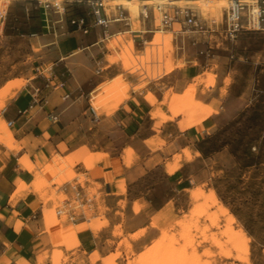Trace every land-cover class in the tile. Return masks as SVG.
I'll list each match as a JSON object with an SVG mask.
<instances>
[{
  "label": "crops",
  "instance_id": "1",
  "mask_svg": "<svg viewBox=\"0 0 264 264\" xmlns=\"http://www.w3.org/2000/svg\"><path fill=\"white\" fill-rule=\"evenodd\" d=\"M40 13L45 14L42 28L47 32L36 34L50 57L35 65L31 81L0 109L1 119L13 121L8 127L15 145L9 148L0 141V264H103V259L118 251L117 264H126L128 257H135L159 237L158 226L151 223L154 216L171 202L176 213L180 207H189V200L180 194L192 188L202 169L192 171L191 166L211 160L212 156L196 155L194 163L185 159L172 173L166 169L167 164L173 162L176 154L183 156L186 147L193 146L198 151L196 141L264 95V47L230 55L231 82L217 77L214 85L200 84L199 97L206 105H200L197 112H205L209 105L215 111L211 115L197 120L190 115L180 116L175 102L181 92L177 89L178 81L188 78L181 82L187 83L188 88L189 79L202 74L200 68H208L210 59L220 57H207L209 52L199 51L198 44L192 42L195 50L186 69L164 73L151 80L145 89L131 91L116 110L97 113L91 96L120 71L117 63L108 62L106 56L110 51L104 39L125 32L129 25L125 22H111L106 28L93 25L85 0L70 4L58 35L59 29L48 19V12L40 10ZM72 14L86 17L90 23L87 33L68 23ZM142 24L145 27L141 26L142 30L131 31L135 43H144L146 33L151 31L145 21ZM218 63L225 68L218 73L225 72L227 61L218 58ZM43 68H51L55 81L62 79L65 84L45 91L44 99L37 102L33 91L44 85L45 79L39 75ZM175 89L177 95L164 104L165 92ZM156 109L164 117L154 116ZM182 139L188 144L180 143ZM129 149L131 156L127 154ZM52 151L68 161L76 174L86 178L84 182L78 177L65 182L62 191H69L67 199L71 200L74 196L71 185L80 187L91 199L90 216L70 207L62 224L51 225L50 210L44 213V209L52 203H45L31 187L18 195L16 203L12 202V192L18 184L21 181L29 184L32 180L20 159L27 156L38 169L48 168ZM216 154L226 156L223 151ZM89 155L92 163L87 166L84 159ZM136 205L139 208L134 211ZM73 213L70 219L69 214ZM98 215L106 224L93 230L90 222ZM117 228L120 234L116 233ZM139 231L142 232L133 237ZM123 239L128 240L130 248L121 244ZM46 253L62 254L68 261L57 262L51 257L48 262L37 261Z\"/></svg>",
  "mask_w": 264,
  "mask_h": 264
},
{
  "label": "rangeland",
  "instance_id": "2",
  "mask_svg": "<svg viewBox=\"0 0 264 264\" xmlns=\"http://www.w3.org/2000/svg\"><path fill=\"white\" fill-rule=\"evenodd\" d=\"M40 1L42 3H55L58 0H7L9 3V12L6 27L0 33V91H2V89L7 85L9 86L17 80L21 81L22 84L20 87L14 85L10 88V92L7 93L4 100L5 104L10 99L12 92H17L19 89L21 90L31 81L35 75V65L42 61L43 58L50 57L47 55L45 47L41 46L42 44L39 49H36V51L32 46V40L34 38L32 35L33 33L41 35L42 32H47L46 28H42V24L45 23L42 18L45 17V14L40 13V10L44 11L43 8L39 7ZM80 1L85 0H59V3H64L65 6L69 7L70 4L79 3ZM158 4L161 3L146 4L149 12V19L145 21V24L146 27L150 26L151 29L150 32L146 33V40L148 41L152 39L156 30L161 29L159 15L155 9V6ZM163 4H169V2ZM174 5H177V3ZM185 5L195 8L198 7V5H195L194 3H184L180 6ZM139 6L140 11H142V8H144L145 5L139 3ZM197 9L200 10V8ZM48 10L50 11V19L53 20L51 22L55 24L54 26L57 27V29H59L56 32L59 35L62 31V12L55 9V7H49ZM125 12L128 14L127 10H125ZM205 15L212 17L208 13ZM221 17L217 19L220 20ZM129 29L130 26H128L125 31ZM173 29H165L167 33L170 32L172 34L171 42L173 41V48H171V50L169 49L165 54L163 53L161 61H158L160 60V58L158 59V49L150 55L149 59L141 60V56L144 53L143 47L146 45L143 42L135 43L134 53L139 56L138 59L140 61L137 59L134 66L128 69H125L121 59L112 61L114 57L119 56L118 53L121 51L120 47H113L110 45L108 40L107 42L104 40L106 49L110 51V54L106 56L108 62L117 63L120 66V71L114 78L100 85L98 91L91 96V100L93 98H102L100 96L104 97L105 92L102 90L103 85L110 84L114 79H117L119 75L122 76L126 82H128V92L130 94L133 89H135V91L145 89L151 80H155L166 73V64L163 63L164 61L165 63L170 61V63L174 65L171 71H175L176 69H186L189 64L188 60L192 58V52L195 50L192 49V38L190 34L175 33L178 29L177 24L174 25ZM110 36L111 35L107 37ZM197 38L199 40V51L209 52L207 57L219 55V59H222L223 62L227 61L226 71L218 73L219 69L224 71L225 68L218 63V58L214 57V59H210V65L208 68H200L202 71L200 76L194 79H189L188 88H186L187 83L181 84L183 80H187L188 78L183 80L180 79L178 81L177 89L181 91L178 97L176 96V89L172 92L166 91L163 102L165 104L168 100L169 103L170 99L175 95V102L180 108L179 115H183L184 117L190 115L196 120L203 115H211L215 112L209 105H207V110L205 112H197V108L200 107V105L205 104L199 97L201 91L200 84L204 83L206 87L214 85L217 77H222L225 83L231 82V71L229 69L230 55L235 54V52L240 50L246 51L256 47H264V29L245 32L239 35L236 39L237 42L226 40L224 38L216 39L213 37L209 43L204 41V39L200 36H197ZM41 39L45 40L44 37ZM116 52H118L117 55L115 54ZM181 60H183V63ZM206 72H210L215 75L213 83H210ZM118 96L119 95H114L109 99H106L101 103L100 109H97V107L93 104V101H91V104L94 106L97 113H110L116 110L125 100L124 99L119 102L120 104L111 110L110 107L115 104L114 102ZM206 137H210L209 139H216L217 144L225 145L222 151L226 153V156L223 154H216V156H212L211 160L196 161V165L194 164L191 166L192 171H196L197 168L202 169L201 173L196 176V181L193 184L192 189L200 188L207 193L214 190L218 199L225 203L229 210L235 214L237 223L233 224L234 228L239 229V227H243L246 229L245 231L250 238L249 254L247 255L248 261H243L236 257L238 252L233 249L231 243L228 242V237L223 234V230L226 227V216L220 215L216 224L212 221V217H210V215L218 212V206L211 203L206 204L205 199L203 200V198L193 200L188 197V191L182 193L183 195L180 194V196L189 200V207H180L176 213L171 202L170 206L174 217L168 218L163 217L162 215L161 223L156 225L160 230V235L153 242L159 243L162 247H166L171 244H193L192 246L187 247V252L191 253L193 248H196V251L200 255L201 262H206L207 264H264V96L248 105L234 118L226 121L221 126L213 128L210 133L205 135L202 139H206ZM182 140L183 141L180 143L188 144L186 139ZM195 143H197V141ZM209 145L210 143H205L206 147ZM14 147L15 145L13 148ZM186 148L191 152L190 159H187L184 154V150ZM186 148L182 151L183 156L181 155L180 163H182L185 159L194 163L196 149H194L193 146ZM232 151H235L236 156L239 157L240 161H238L232 154ZM176 155L174 156V159ZM87 157H91L92 159L91 155ZM244 163H249L250 165L244 166ZM69 168L70 169L66 167L63 170L58 171L54 178L47 181V185L43 187L40 193L44 195L42 200L44 199L43 201L45 203H52L50 208L44 209V213L46 210H50V214H48V221L51 225L58 223L62 224L63 220L66 219L68 209L71 207L67 205V200L76 207L75 210L83 211L87 216H90L93 213L87 205H83L81 207L78 206L74 197L71 200L67 199L69 191H62V186L65 182L72 181L76 177H78L81 182L86 180L84 176L76 174L71 165ZM69 171L70 173L72 172L71 175H68ZM97 187L99 186L97 185ZM168 206L169 204L162 210L161 214L166 213L165 210ZM138 208L139 207L136 205L135 210H138ZM57 209H63V212L60 214V218H58L56 213ZM104 224H106V220L101 219V215L96 216V218H93L90 222V226L93 230H98ZM94 226H98V228H93ZM116 233L120 234L121 231L117 228ZM137 233L140 234L141 232L139 231ZM214 236L222 243V251L230 250L231 254L229 256L222 254L221 249L213 244L212 237ZM153 242L151 244H153ZM121 244L130 248V244L127 239H123ZM206 250L210 251V255L204 254ZM51 255L49 256L46 253L39 256L38 260L41 259L39 262L44 260L47 261L50 259ZM58 255L60 258L57 262H61L62 260L63 262L68 261L67 256H63L62 254ZM119 255L120 252L118 251L105 259H111L113 264H117L116 258Z\"/></svg>",
  "mask_w": 264,
  "mask_h": 264
},
{
  "label": "bare ground",
  "instance_id": "3",
  "mask_svg": "<svg viewBox=\"0 0 264 264\" xmlns=\"http://www.w3.org/2000/svg\"><path fill=\"white\" fill-rule=\"evenodd\" d=\"M103 1H105L104 4L106 5V9L108 12H111V10H113L115 8L113 6H116L118 4L123 5L124 9L127 10V12H128V24L130 26V29L125 31V32L115 33V34L111 35L110 37H107L106 39H104L106 42L108 40L110 42L111 46H113V47L119 46L120 47L121 51L119 53L118 52L115 53L116 55L118 53L119 56L114 57V59H112V61L121 59L125 69L126 68L128 69V68L133 67L135 64V61L139 58V56L135 55V53H134L135 42H134V39L132 38L133 36L131 34L132 30H142V28L144 27L142 24V18L140 15L141 11H140L139 3H141L142 5H146L149 3H161L162 4V3H166V2H169V4L170 3L171 4L177 3V5L178 4L182 5L184 3H194L195 5H198L197 8H200V10L204 14L208 13L212 17H215L217 19V18H220L222 16L224 8L228 6V4L231 0H103ZM57 2L59 3V0ZM142 10L146 11L145 8H142ZM252 11H258L257 6H255V5L252 6ZM47 12H48V19L51 21L50 11L48 10ZM79 16H82V15L79 14ZM141 26H143V27L141 28ZM1 32L2 31H0V33ZM32 35L34 37L32 40V46H33V49L36 51V49H39V47L41 45L40 36L36 33H34ZM171 40H172V34L170 32L167 33L164 28L156 30L155 34L153 35V37L150 41L145 40L144 44L146 46L143 47L144 53L142 55L143 57L141 56V60L142 59H149L150 55L152 53H154L156 49H158V54H159L158 59L160 58V60H158V61H161V58L163 57V53L165 54L169 49L171 50V48H173L172 47L173 41L171 42ZM116 50H118V49H116ZM181 61L183 63V60H181ZM163 63L166 64V73L170 72L174 67V65H172L170 63V61H167L166 63L164 61ZM135 70H136V68H135ZM206 74H207V78L210 80V83H213L214 79H215V75L211 74L210 72H206ZM22 81H24V80H22ZM21 84H22V82L17 80L13 84L11 83V85H9V86L7 85L5 88L2 89V91H0V108L4 107V105H5L4 100H5L7 93L10 92V88H12L14 85L20 87ZM102 88H103L102 89L103 92H105V96L103 97V96L99 95L102 98H93L91 100V101H93V104L97 107V109H100L102 102H104L106 99H109L110 97H112L114 95H119V96L116 97L117 98L116 101L114 100L115 104L112 107H110L111 110L116 108L117 105L120 104L119 102H121L122 100H124L130 96V94L128 92V82H126L123 79V77L120 75L117 79H114L110 84H104ZM133 90H135V89H133ZM13 91H16V90H13ZM15 94H16V92H12L10 97L14 96ZM153 115L157 116V117H164V115L160 109H156L153 112ZM13 139H14L13 134H12L10 128L8 127L7 122L4 119H1V121H0V141L5 143V145H7L9 148H13V146H14V140ZM53 151L51 152L52 153L51 166L48 168L38 169L30 161V159L27 156L20 159L19 163L21 164L22 168L25 169L32 176V180H31V183H29V184H26L25 182L21 181L18 184L16 190L15 191L13 190L14 192H12L13 194L11 197L13 203H16V201H17L16 199H17L18 195L23 190H25L26 188L32 186V190L35 192H38L40 194L43 187L45 185H47V181L54 178V176L57 174L58 171H61V170L65 169L66 167L68 169H70L69 168L70 163L68 161H66L59 154H55L54 153L55 151L54 152ZM131 152L132 151L129 149L128 153H127L128 156H131ZM184 154H185L187 159H190L191 152L187 148L184 150ZM199 154H200V152L196 151V155H199ZM127 160H130V159L128 158ZM84 162L86 163L87 166H90L92 163L91 157H87L84 160ZM180 162H181V154H177L174 161L172 163L167 164L166 169H168L169 173H172L180 166ZM71 174H72V172L70 173V171H69L68 175H71ZM187 191L189 192L188 197L192 198L193 200H199V199L203 198V200L205 199L206 204L211 203L213 205L218 206L217 207L218 212L214 213L213 215L212 214L210 215V217H212L211 218L212 221H214L215 222L214 224H216L220 215L226 216L225 217L226 218V227L223 230V234L228 237L227 240L229 243H231V246L233 247V249H235L238 252L236 257L240 260L248 261L247 255L249 254V240H250V238L245 231L246 229H244L243 227H239V229L234 228L233 224L237 223V218H236L235 214H233L229 210L227 205H225V203L221 202L218 199L216 192L214 190H211L210 192L208 191L209 193H207L200 188H196V189L189 188V189H187ZM40 196H41V198H44L43 194H40ZM134 211H136V210H134ZM165 212H166L165 214H161L162 212H160L157 216H154L153 221L151 223H153L155 225L161 223L162 215H163V217H168V218L174 217L172 215V208H171L170 204H169L168 208H166ZM93 228H98V226H94ZM140 232H142V231H140ZM132 235H133V237H135V236H138L139 233L135 232ZM212 242L214 245H216L217 247H219L221 249L222 254H224L225 256H229L231 254L230 250L222 251L223 245L217 237H215V236L212 237ZM187 244H184V245H172L171 244V245H168L166 247H162V246H160L159 243L153 242V244L146 247L136 257L128 258L126 264H207L206 262H201L200 255L196 251V248H193V251L191 253H188L187 247L192 246L193 244H189V245H187ZM204 254L210 255V251L206 250L204 252ZM59 258H60V256L58 254L55 256H51V259L54 261H57ZM40 260L41 259H39L37 261H40ZM103 264H113V262L111 259H108V260L103 259Z\"/></svg>",
  "mask_w": 264,
  "mask_h": 264
},
{
  "label": "built area",
  "instance_id": "4",
  "mask_svg": "<svg viewBox=\"0 0 264 264\" xmlns=\"http://www.w3.org/2000/svg\"><path fill=\"white\" fill-rule=\"evenodd\" d=\"M89 7V14L92 17L93 25H100L107 27L111 22H125L128 24V14L125 12L123 5H116L111 12H108L103 0H87ZM257 6L258 11H252V6ZM39 7L43 8L47 12L49 7H55V9L62 12L65 16L68 7L64 3H42L39 2ZM159 15V22L161 28H172L177 24V34H190L192 43L198 44L199 40L197 36H200L204 41L209 42L214 38H224L226 40L235 41L239 35L250 32L259 31L264 29V0H231L227 7L224 8L222 17L220 20L214 17L206 16L201 10L185 5L174 4H158L155 6ZM145 10L140 12L143 21L149 19V12L147 5L144 6ZM9 12V3L7 0H0V31H3L6 27L7 17ZM68 23L87 33L90 27V23L87 22L86 17L79 15H69ZM129 25V24H128ZM215 39V40H216ZM145 42V41H144ZM49 72V73H47ZM44 79V85L42 87H36L34 89V100L39 102L44 99L45 91L57 87L64 86L65 81L60 79L55 81L54 74H52L51 68H43L39 71ZM65 97L67 95H64ZM56 119L57 116L53 115ZM13 121H8L7 125H11ZM65 187V186H64ZM63 187V188H64ZM74 192V199L77 201L78 206L87 205L91 207V199L86 197L77 185H71ZM68 206L71 205L68 201ZM72 210L76 209L75 206H71ZM63 209H57V215H60ZM73 214H69V218L73 219ZM36 217V214L34 215Z\"/></svg>",
  "mask_w": 264,
  "mask_h": 264
},
{
  "label": "trees",
  "instance_id": "5",
  "mask_svg": "<svg viewBox=\"0 0 264 264\" xmlns=\"http://www.w3.org/2000/svg\"><path fill=\"white\" fill-rule=\"evenodd\" d=\"M264 95H261L259 98H261ZM258 98V100H259ZM210 137H206V139H199L196 143V148L200 152V154L204 157L213 156L219 151H222L225 147V145H220L216 143V139H209ZM208 142L210 145L208 147L205 146V143ZM232 154L237 158L238 161L239 157L236 156L235 151H232ZM250 165L249 163H244V166Z\"/></svg>",
  "mask_w": 264,
  "mask_h": 264
}]
</instances>
